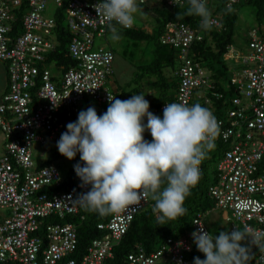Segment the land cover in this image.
I'll list each match as a JSON object with an SVG mask.
<instances>
[{
	"label": "built area",
	"instance_id": "1",
	"mask_svg": "<svg viewBox=\"0 0 264 264\" xmlns=\"http://www.w3.org/2000/svg\"><path fill=\"white\" fill-rule=\"evenodd\" d=\"M241 1L227 0L225 6ZM50 3L55 10L65 8L66 24L73 34L68 49L77 62L76 68L58 79H54V65L45 66L57 43L54 13L45 15ZM102 3L0 0V61L7 65L9 75L8 91L0 100V133L4 136V152L0 154V264H109L136 216L150 205V200L142 201L136 211L111 214L108 221L97 225L101 235L80 254L76 225L65 220L79 214L81 205L75 199L90 186L81 187L78 179L67 190H60L63 179L59 168H39L34 159V145L44 149L56 145L66 131V122L78 116L87 100L109 104V96L116 98L107 85L115 74V53L95 47L96 39L107 35ZM165 4L178 7L188 0H165ZM23 5L27 8L20 16L22 31L14 35ZM212 21V27L222 28L218 17ZM203 39L201 28L182 22L167 25L161 43L178 52L174 70L178 87L171 101L154 108L159 117L163 118L167 103L208 107L211 98H222L209 70L191 55L193 44ZM247 41L250 53L241 55L232 47L227 55L230 61H242V68L233 71L232 84L238 87L239 96L231 100L222 117L216 116L217 108H208L221 126L215 142H223L226 148L217 166L216 183L209 187L217 208L208 216L225 213L230 232L245 225L264 229V28L251 29ZM208 216L198 215L193 220V232L199 225L210 232ZM191 234L170 238L152 253L138 248L126 264H192L186 258L192 249ZM253 248L255 264H264V253Z\"/></svg>",
	"mask_w": 264,
	"mask_h": 264
},
{
	"label": "clouds",
	"instance_id": "2",
	"mask_svg": "<svg viewBox=\"0 0 264 264\" xmlns=\"http://www.w3.org/2000/svg\"><path fill=\"white\" fill-rule=\"evenodd\" d=\"M102 9L114 41L122 39L117 25L131 28L137 14H147L137 0H103ZM232 11L231 6L226 9ZM183 16L199 17L202 30L213 26L207 0H188L177 20ZM108 99L102 115L94 106L81 110L56 144L61 155L72 160L79 153L83 162L74 170L80 186L90 190L75 201L86 211L107 216L136 211L142 201L151 200L158 224L183 217L185 200L201 179L200 165L220 135L217 118L199 103L176 102L165 105L161 118L149 111L150 103L142 93L127 100ZM146 131L151 141L144 138ZM191 235L205 256L195 257L193 264H250L255 257L253 246L264 253V229L248 225L218 235L199 225Z\"/></svg>",
	"mask_w": 264,
	"mask_h": 264
},
{
	"label": "trees",
	"instance_id": "3",
	"mask_svg": "<svg viewBox=\"0 0 264 264\" xmlns=\"http://www.w3.org/2000/svg\"><path fill=\"white\" fill-rule=\"evenodd\" d=\"M242 2L251 5L255 9L258 28H264V0H244ZM226 3L227 0H222L220 6L215 10L209 7L212 12V17H218L220 19L222 28L211 27L210 30H202L204 35L203 41L194 43L191 48L192 57L209 70L215 90L222 95L220 99L211 98V106H203L209 109L217 108L215 112L217 117H222L224 110L231 106V100L239 96L238 87L232 84L233 71L237 68H230V61L227 58L230 49L235 46L238 14L235 11L226 12ZM187 7L188 4L170 7L165 3L162 6L154 7L155 25L151 32L135 24L131 29H124L117 26L121 36L130 39L136 47H139L143 42H151L153 44V54L150 62L135 63L134 77L131 81L127 85L119 88L118 91H113L117 99L127 100L132 95L142 93L145 95L146 100L151 97L153 108H158L163 103L171 101L174 98L178 87V82L174 77V70L178 63V52L172 46L162 44L161 37L166 31L167 25L173 22H182L193 28H200L199 17L183 16L181 20H177V14H183ZM26 8V5H23L20 10L14 35H18L22 31L20 16H22ZM64 11L65 8H60L54 12V17L56 18L54 35L57 43L55 50L48 54L45 65H54L52 69L54 79H58L69 69L77 67V62L72 58L68 49L73 34L66 24V14ZM219 14L221 15L220 17ZM107 34H110L108 30ZM111 50L115 53L116 59L115 50ZM131 62H134V58ZM230 64H233V61ZM167 70L169 71L168 73ZM151 91L153 93L149 94ZM108 105L87 100L82 110L94 106L97 114L102 115L106 112ZM77 117H72L71 120L76 121ZM225 149L223 142L216 141L214 149L209 151L206 158L202 161L200 165L201 179L191 189V194L185 200L184 207L187 209V212L183 217L167 221L164 225L158 224L156 217L152 213L154 202L150 200V205L136 216L128 232L120 244L114 249V257L110 260L109 264H126L128 256L138 248H143L147 253H152L161 248L170 238L176 239L190 235L193 232V220L198 215L208 216L209 213L216 210V202L209 196V187L216 183L217 166L224 155ZM46 150L48 152L47 158L42 161L35 160L39 168L48 165H56L58 167L60 161L67 160L66 157L59 153L55 144ZM72 160L74 165L80 163L83 166L79 153ZM61 175L63 185L60 190H67L76 184L79 179L75 173L74 166L67 173H61ZM110 216L111 214L101 216L98 213L86 211L80 206V211L77 216L65 220V222H72L76 225L79 239L78 252L80 254H84L92 240L101 235V232L97 229V225L101 222L108 221ZM59 223H64V221H60ZM206 223L208 226L211 223L208 218L206 219ZM209 231L210 233L218 235L221 230L215 227L209 229ZM253 252L255 253L254 248ZM197 256L205 259L204 254L199 252L194 242H192V249L186 253V258L193 264L194 258ZM164 264L175 263L166 261ZM250 264H255V257L250 261Z\"/></svg>",
	"mask_w": 264,
	"mask_h": 264
},
{
	"label": "rangeland",
	"instance_id": "4",
	"mask_svg": "<svg viewBox=\"0 0 264 264\" xmlns=\"http://www.w3.org/2000/svg\"><path fill=\"white\" fill-rule=\"evenodd\" d=\"M148 4L141 6L142 9L147 13L146 15H136L135 25L142 27L148 32H151L155 25L153 8L150 6H162L165 3V0H146ZM222 0H207V6L212 10H215L218 6H220ZM242 2V1H241ZM210 5V6H209ZM232 10L238 14V22L235 32V46L236 52L243 55L250 53L248 48L247 35L248 32L258 27V20L255 13V9L244 2L233 5ZM55 7L52 3L49 4V8L46 11V16L50 17L53 15ZM221 15L219 14V17ZM264 25V20H263ZM111 34H107L103 38L96 39V48H105V49H114L116 52V64L118 65L119 72L116 75V78H122L123 66H128L124 68L125 74L127 77L131 79L134 77L135 72V63H148L152 59V48L153 44L151 42H143L136 47L133 42L125 37H122L119 41H114L110 38ZM134 58V62L131 60ZM230 61V60H229ZM134 63V64H133ZM231 63V61H230ZM230 68L236 67L238 69L242 68V61L238 60L230 64ZM231 71V70H230ZM169 71L167 70V73ZM152 94V93H149ZM150 103L151 110L153 103L151 101V97L147 98ZM73 122V121H72ZM147 132V131H146ZM48 152L46 149L42 148L39 144L34 145V159L35 160H43L47 158ZM74 166L73 160H63L58 163V167H60L61 173H67ZM222 212H213L209 215L208 219L210 223V228L213 229L215 227L219 228L221 231H229V223L223 218ZM208 226V227H209Z\"/></svg>",
	"mask_w": 264,
	"mask_h": 264
},
{
	"label": "crops",
	"instance_id": "5",
	"mask_svg": "<svg viewBox=\"0 0 264 264\" xmlns=\"http://www.w3.org/2000/svg\"><path fill=\"white\" fill-rule=\"evenodd\" d=\"M137 3L140 5V7L148 4L147 2H145L144 4H141L140 0H137ZM150 7L154 8V7H156V5H153ZM118 65L119 64H116V62L114 63L115 74L107 83L108 87L114 92L118 91L119 88L127 85L130 82V79L127 77V74H125V71H124V68L128 69V66H126V67L123 66L122 78H118V77L116 78V75L119 72ZM8 88H9L8 68L4 62L0 61V100L3 98V95L8 91ZM150 93H153V91H151ZM149 111L154 113L153 112L154 108L152 107L151 110H149ZM69 122H72V120L71 119L68 120L66 122V125ZM146 122L147 121L145 118V123ZM144 138L148 141L152 140L151 134L149 132L144 133ZM3 152H4V136L0 133V154H2ZM221 214H222L223 218L225 219L226 214L225 213H221Z\"/></svg>",
	"mask_w": 264,
	"mask_h": 264
}]
</instances>
